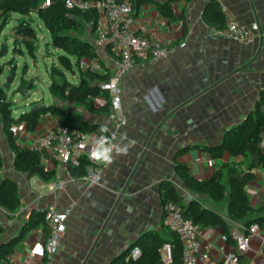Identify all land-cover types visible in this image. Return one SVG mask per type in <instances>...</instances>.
<instances>
[{
	"label": "crops",
	"instance_id": "obj_1",
	"mask_svg": "<svg viewBox=\"0 0 264 264\" xmlns=\"http://www.w3.org/2000/svg\"><path fill=\"white\" fill-rule=\"evenodd\" d=\"M165 2H171L172 19L162 17L155 4ZM210 5L226 8L225 24L228 19L244 26L256 21L259 30L253 43L242 45L210 26L204 16ZM131 17V28L136 35L169 50L167 57L152 64L137 59L133 69L121 81V102L127 123L117 129V141L121 134H126L135 141V146L126 156L116 157L111 165L98 166V162L89 158L90 140L96 135L90 134L82 158L96 165L100 171V185L71 181L62 191H50L48 183L37 177L28 179L15 171L14 154L0 121L3 160L0 181L14 180L21 201L20 211L13 218L0 209V221L5 228L1 241L17 237L32 211L50 207L68 210L66 229L60 236L54 264H83L141 155L124 194L85 264H109L148 234L157 233L167 238L162 229L164 216L159 194L160 184L164 181L175 185L186 199H200L206 207L222 216L227 215V203L215 205L209 199L187 191L175 173V165L186 164L198 180L210 178L224 164L246 168L243 157L224 154L214 159L201 147L219 145L229 129L245 120L264 92V0H142L134 4ZM13 18L17 23L20 16L13 14ZM39 24L43 26L37 21ZM90 32L88 29L82 39L95 43V35L91 36ZM50 47L47 42L46 49ZM96 49L103 62L114 55L111 47L96 45ZM36 55L48 60L40 43ZM107 69L110 77L112 70ZM73 81L77 82L75 77ZM32 103L29 101L28 108ZM52 103L73 107L72 103L55 98ZM94 103L97 108L101 107L105 99L96 98ZM77 110L82 111L89 122L105 124L110 131L114 130L107 115ZM58 124L59 119L42 115L34 132L22 131L14 139L18 145L30 147L34 137L44 135ZM44 164L47 169L53 167L49 159H45ZM66 171L67 166L57 162V177H66ZM253 173L255 179L246 185V194L251 206L264 211V171L258 168ZM261 217L264 218V212ZM257 225L258 234L250 238V250L243 258L246 264H264V221ZM232 232H243V229L233 225ZM221 237L219 227L201 228L200 243L211 245L206 264H220L223 259L221 249L227 251L231 247ZM41 239L40 229L23 236L14 246L10 264H26L31 245Z\"/></svg>",
	"mask_w": 264,
	"mask_h": 264
},
{
	"label": "trees",
	"instance_id": "obj_2",
	"mask_svg": "<svg viewBox=\"0 0 264 264\" xmlns=\"http://www.w3.org/2000/svg\"><path fill=\"white\" fill-rule=\"evenodd\" d=\"M83 1L100 2L104 0ZM138 1L141 3L142 0H133V3ZM43 2L44 0H0V31L12 20L13 14L19 15L20 18L12 29L13 54L23 53L21 49L23 47L31 58L36 59L39 40L33 26L37 21L43 25L50 36L48 46L56 50V59L59 63V65L52 66L49 72L48 92L52 98L72 103L73 107L58 106L52 103L40 112H24L15 118L11 103L7 100L5 88L0 85V121L8 145L14 154L13 166L15 171L26 175L28 179L37 177L44 183H51L57 178V161L33 148L18 145L10 132L11 125L24 122L26 131L34 132L40 117L49 114L59 119L60 124L71 131L99 135L100 124L89 122L84 117L83 112L77 109H82L89 114L109 115V95L107 91L101 89V85L109 79V70L100 59L94 43L82 39L83 36L87 35L88 29L91 30L90 35H94V28L98 19L97 11L91 9L81 12L75 9H67L63 0H51L47 7L42 6ZM155 4L162 17L172 19L171 2ZM204 16L205 21L210 26L223 31L225 27L224 15L219 7L210 5ZM6 53L7 48L3 46L0 57ZM82 60H97L101 64V71L81 69L79 63ZM0 70L3 71L1 66ZM74 77L77 80L76 83L73 81ZM30 89H33V86ZM96 98L105 99V104L97 108L94 103ZM35 104L37 103L33 102L31 107ZM263 130L264 92L259 95L245 120L229 129L219 145L201 147L214 159H219L224 154L231 157H243L246 164L244 170L240 169L238 164H224L210 178L198 180L192 176L186 164L177 163L175 165V173L186 190L209 199L215 205L227 203L226 216L206 207L200 199L194 197L186 199L178 188L169 181L160 184L159 194L162 207L168 202H173L180 207L183 217L191 220L196 226L204 229L221 228L222 235L226 237V243L232 246L234 241L231 237V226L239 225L247 230L250 225L260 224L264 221V218L261 217L264 212L263 209L251 206L245 190L246 185L255 179L253 171L258 168L264 171V150L258 147L259 136ZM45 159L52 162V168L47 169L45 167ZM100 165L101 163L98 164V166ZM2 166L3 160L0 152V170ZM90 167L97 168L89 160L81 158L77 166L68 165L67 170L71 177L80 178L86 174ZM20 208L18 184L11 179L0 181V209L4 210L10 218H13L20 211ZM37 229H40L45 235L49 233V225L45 221V210L32 211L17 237L7 242L0 240V264H5L7 258L13 254L15 244L23 236ZM162 229L167 238H162L157 233L148 234L133 243L109 264H162L159 251L164 243L171 245L173 264H182L183 246L179 236L164 224ZM4 234L5 228L0 221V238ZM134 247L140 249V255L135 259L129 256ZM238 262L239 264H246L243 258H239Z\"/></svg>",
	"mask_w": 264,
	"mask_h": 264
},
{
	"label": "built area",
	"instance_id": "obj_3",
	"mask_svg": "<svg viewBox=\"0 0 264 264\" xmlns=\"http://www.w3.org/2000/svg\"><path fill=\"white\" fill-rule=\"evenodd\" d=\"M67 9H75L85 12L95 9L98 13L97 23L94 28V45L108 46L113 49L114 55L104 62L105 67L112 70L109 79L101 85V89L107 91L110 100L109 119L114 125V130L108 135L115 133L117 129L127 123L121 102V81L134 67L137 59H143L149 64L158 62L167 57L169 50L159 43L145 37L138 36L131 28L133 0H104L100 2H86L83 0H63ZM51 0H44L43 7L50 5ZM220 10L224 17L228 15L225 7ZM259 30L256 21L249 26L239 24L234 19L226 21L223 32L233 41L242 45H251L255 39V33ZM183 46V45H182ZM79 67L83 70L100 72L102 67L97 60H82ZM24 122L11 125L10 132L13 136L25 131ZM89 134L71 131L65 126L58 124L50 128L44 135L33 138L30 148L40 153L49 155L52 159L63 165L77 166L82 158V151L88 143ZM87 138V139H86ZM258 147L264 150V130L260 133ZM71 181H82L88 186H98L101 182L100 171L97 168H89L84 176L73 178L66 171V177H57L54 182L48 183L50 191H62L66 184ZM163 224L172 232L176 233L182 242V264H206L209 258L211 245L200 243L198 237L201 228L191 220L185 219L180 207L168 202L163 206ZM68 210H57L54 207L45 210V221L49 225V233L42 232V239L31 245L27 255L26 264H54V256L60 247V236L66 229ZM243 229V228H242ZM259 227L252 224L243 232H232L234 244L227 251L221 249L223 259L220 264H239V258H244L250 250V238L257 235ZM226 242V237L222 235ZM264 239V238H263ZM162 264H173L172 248L164 243L160 248ZM140 255V249L134 247L129 256L133 259ZM8 257L5 264L11 263ZM247 264H254L249 262Z\"/></svg>",
	"mask_w": 264,
	"mask_h": 264
},
{
	"label": "rangeland",
	"instance_id": "obj_4",
	"mask_svg": "<svg viewBox=\"0 0 264 264\" xmlns=\"http://www.w3.org/2000/svg\"><path fill=\"white\" fill-rule=\"evenodd\" d=\"M15 25V19L11 20L0 31V51L3 46L7 48L6 55L0 57V66L3 69L0 74V85L5 88L7 100L11 103L13 116L16 118L24 112H29V101L30 103H40V101L46 104L51 103L53 98L48 92L49 72L52 66L59 65V63L56 59V50L51 47L46 49L47 42L50 43L49 34L43 26L40 24V27L37 26V23L33 28L37 33L38 45L40 43L44 56L48 60H44L40 55H36V59L29 55L26 57L27 53L23 47H21L23 53L13 54L12 29ZM11 62L13 63L11 64ZM13 68L14 70H12ZM67 77L70 78L68 75ZM9 79H11L10 83ZM30 82H32L33 89L28 91V99H24L18 94L17 88L19 85H27ZM60 264H66V262Z\"/></svg>",
	"mask_w": 264,
	"mask_h": 264
},
{
	"label": "clouds",
	"instance_id": "obj_5",
	"mask_svg": "<svg viewBox=\"0 0 264 264\" xmlns=\"http://www.w3.org/2000/svg\"><path fill=\"white\" fill-rule=\"evenodd\" d=\"M110 129L107 125L101 124L98 128L99 135L91 138L89 158L104 166H109L118 156H126L129 150L135 146V141L127 137L126 134H121L119 141L116 140V135L113 133L108 135ZM87 139V138H86Z\"/></svg>",
	"mask_w": 264,
	"mask_h": 264
},
{
	"label": "water",
	"instance_id": "obj_6",
	"mask_svg": "<svg viewBox=\"0 0 264 264\" xmlns=\"http://www.w3.org/2000/svg\"><path fill=\"white\" fill-rule=\"evenodd\" d=\"M1 73H2V71L0 70V74H1ZM8 81H9V83H10V82H11V79H9ZM31 84H32V82H30V83L27 84V85H19V86H18V88H17V92H18V94H19L22 98H24V99H27V98H28V97H27V96H28V91H29V89H30ZM45 108H46V105H45V104H43V103H37V104L33 105L32 107H30L29 113L40 112V111L44 110ZM142 156H143V155H141V157H140L138 163L136 164V166H135L133 172H132L131 175L129 176V178H128L126 184H125V186L123 187L122 191L120 192L119 197H118L116 203L114 204L113 209L111 210L110 214L108 215V217H107V219H106L104 225L102 226L99 235H98L97 238L95 239V241H94V243L92 244L91 248L89 249V251H88L86 257L84 258V260H83V264H85V263L87 262V260L89 259V257L91 256L92 251H93V249H94V246L96 245V243H97V241H98V239H99V237H100L102 231L104 230V228H105V226H106V224H107L109 218L111 217V215H112V213H113V211H114L116 205L118 204L119 200L121 199L122 195L124 194L125 189H126L128 183L130 182V180H131V178H132V176H133V173L135 172V170H136V168H137V166H138V164H139V162H140Z\"/></svg>",
	"mask_w": 264,
	"mask_h": 264
}]
</instances>
